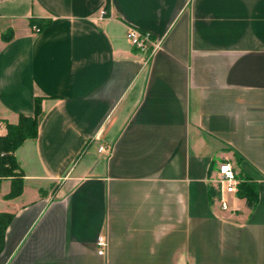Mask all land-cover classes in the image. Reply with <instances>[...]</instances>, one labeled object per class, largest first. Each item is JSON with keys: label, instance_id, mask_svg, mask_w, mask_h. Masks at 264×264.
Listing matches in <instances>:
<instances>
[{"label": "crops", "instance_id": "0c3cea01", "mask_svg": "<svg viewBox=\"0 0 264 264\" xmlns=\"http://www.w3.org/2000/svg\"><path fill=\"white\" fill-rule=\"evenodd\" d=\"M36 97L0 264H264V0H0V121ZM223 161L253 207L211 203Z\"/></svg>", "mask_w": 264, "mask_h": 264}, {"label": "trees", "instance_id": "16d2710c", "mask_svg": "<svg viewBox=\"0 0 264 264\" xmlns=\"http://www.w3.org/2000/svg\"><path fill=\"white\" fill-rule=\"evenodd\" d=\"M49 23L48 18L31 17L28 19L29 26L40 31ZM11 32L1 34V38L8 40ZM41 99L35 98V111L33 116L19 115L15 123L0 121L4 126V132L0 133V182L9 179L10 188L5 198L17 197L23 190V171L16 159L15 151L27 139L36 137L38 130V117L41 113ZM210 189L211 203L218 199V191L212 186ZM237 197L245 199L247 206L253 207L257 202L256 184L250 179L239 178V183L235 191ZM12 218V214L0 212V246L3 239L4 230Z\"/></svg>", "mask_w": 264, "mask_h": 264}, {"label": "built area", "instance_id": "2783aa9c", "mask_svg": "<svg viewBox=\"0 0 264 264\" xmlns=\"http://www.w3.org/2000/svg\"><path fill=\"white\" fill-rule=\"evenodd\" d=\"M101 11V16L104 14ZM126 36L130 41L131 45L138 49H144L150 41L149 34L142 33L135 28H128L126 31ZM159 43L154 44L153 49L159 47ZM99 150H103V147H99ZM210 182L214 188L219 192L220 197L223 193H234L239 183V178L232 164L228 161L220 162L217 166V173L214 177L210 179ZM220 206L222 209H227L228 204L225 200L220 198ZM97 254L103 255L107 247V241L103 236H98L96 239Z\"/></svg>", "mask_w": 264, "mask_h": 264}]
</instances>
